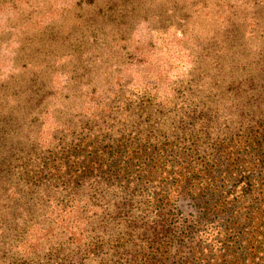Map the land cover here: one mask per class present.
I'll use <instances>...</instances> for the list:
<instances>
[{
	"label": "rangeland",
	"instance_id": "1",
	"mask_svg": "<svg viewBox=\"0 0 264 264\" xmlns=\"http://www.w3.org/2000/svg\"><path fill=\"white\" fill-rule=\"evenodd\" d=\"M262 225L264 0H0V264H229Z\"/></svg>",
	"mask_w": 264,
	"mask_h": 264
},
{
	"label": "trees",
	"instance_id": "2",
	"mask_svg": "<svg viewBox=\"0 0 264 264\" xmlns=\"http://www.w3.org/2000/svg\"><path fill=\"white\" fill-rule=\"evenodd\" d=\"M112 151V150H109ZM144 151V152H143ZM138 150L134 152L136 155L139 154V156L143 155V153L147 154L146 150ZM110 155H114V153H110ZM76 157H78V154H76ZM84 161L75 162L72 166H80L83 164ZM69 170L71 168H68ZM202 177L206 178L205 175ZM192 179V176L191 178ZM161 219V226L163 228L160 229V231L157 232L156 236H154L150 243H155L158 241L160 237V233L166 228H168V223L166 222V216L162 213V211L158 215ZM159 222V221H158ZM256 233L253 234H247L245 235V241H239L234 240L231 244V248L229 249L227 256H229V264H245L246 258L253 259L257 257L258 263L257 264H264V227L262 225L261 228L256 229ZM238 237V235H237Z\"/></svg>",
	"mask_w": 264,
	"mask_h": 264
}]
</instances>
